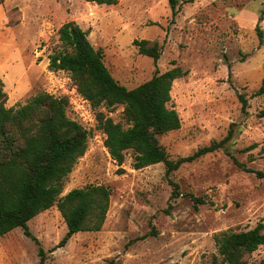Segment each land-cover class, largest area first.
Instances as JSON below:
<instances>
[{
	"label": "rangeland",
	"instance_id": "obj_1",
	"mask_svg": "<svg viewBox=\"0 0 264 264\" xmlns=\"http://www.w3.org/2000/svg\"><path fill=\"white\" fill-rule=\"evenodd\" d=\"M176 7L173 16L169 0H119L114 5L0 0V80L6 106L24 104L42 91L66 96V114L89 134L86 151L65 178L62 194L89 184L112 189L100 230L77 232L50 252L66 231L53 205L28 221L38 243L21 227L0 236V264H37L39 245L46 251V264H108L110 259L117 264H208L217 250V232L264 224V177L242 170L228 155L264 172V14L262 43L254 29L264 0H178ZM69 20L88 31L111 75L127 88L148 80L155 70L153 59L138 52L134 39H156L162 45L160 72L182 69L169 103L181 125L159 136L170 159L220 140L231 129L223 147L171 172L179 196L171 198L173 187L163 162L135 169L132 150L125 152L121 165L110 157L96 111L127 127L121 104L91 108L92 123L75 114L70 98L76 88L69 73L48 66L49 55L63 49L57 30ZM36 48L44 49L43 54L36 56ZM239 94L247 100L244 109ZM186 193L213 203L194 207ZM263 257L264 244L247 262L258 264Z\"/></svg>",
	"mask_w": 264,
	"mask_h": 264
},
{
	"label": "trees",
	"instance_id": "obj_2",
	"mask_svg": "<svg viewBox=\"0 0 264 264\" xmlns=\"http://www.w3.org/2000/svg\"><path fill=\"white\" fill-rule=\"evenodd\" d=\"M105 5L119 0H85ZM172 15L177 13L178 0H169ZM264 10L259 14L255 31L263 41ZM63 49L49 55L50 70L69 73L77 92L98 109L121 104L127 127L115 122L103 111H96L97 128L105 134L104 146L110 157L121 165L125 152L132 150L135 169L163 162L165 177L172 185L171 198L182 194L171 172L180 164L223 147L231 129L220 140H213L193 153L175 160L169 158L159 142V136L178 129L181 120L175 108L169 106L173 81L184 72L179 66L162 72L157 67L162 45L156 39H134L138 52L153 59L155 70L146 81L133 88L120 84L103 61V51L88 39V31L75 20L64 22L57 30ZM242 108L247 100L239 94ZM7 93L0 80V236L21 227L25 236L38 243L28 221L40 212L56 205L66 231L50 250L64 246L77 232L101 229L110 205L112 189L105 184H89L72 188L62 194L64 180L87 148L89 132L66 114L68 98L55 97L42 91L16 107L6 106ZM264 116V109L260 112ZM242 170L264 177L261 170L247 167L228 153ZM194 207L209 203L203 195L186 193ZM126 243L125 248L133 241ZM216 252L208 264H248L247 257L264 244V224L257 222L248 229H226L214 235ZM38 263L46 264L47 254L38 247ZM108 264H117L110 259ZM258 264H264V257Z\"/></svg>",
	"mask_w": 264,
	"mask_h": 264
},
{
	"label": "built area",
	"instance_id": "obj_3",
	"mask_svg": "<svg viewBox=\"0 0 264 264\" xmlns=\"http://www.w3.org/2000/svg\"><path fill=\"white\" fill-rule=\"evenodd\" d=\"M36 56L42 55L44 52V49H35ZM76 90V89H75ZM70 104L72 105V109L74 110L75 114H79L82 120L88 122H94L95 117L91 113V105L87 99H85L82 95H80L77 90L74 91V98H70Z\"/></svg>",
	"mask_w": 264,
	"mask_h": 264
}]
</instances>
